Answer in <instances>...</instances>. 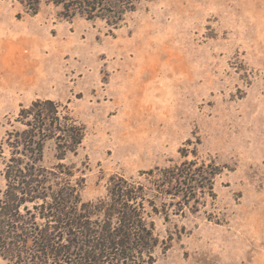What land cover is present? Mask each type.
Listing matches in <instances>:
<instances>
[{"label": "rangeland", "instance_id": "374dc122", "mask_svg": "<svg viewBox=\"0 0 264 264\" xmlns=\"http://www.w3.org/2000/svg\"><path fill=\"white\" fill-rule=\"evenodd\" d=\"M117 11L68 19L51 0L35 14L0 0V196L8 165L29 160L21 113L51 100L85 135L63 159L47 141L42 165L72 172L84 202L118 178L144 187L153 264H264V0ZM190 164L212 190L183 198L168 170Z\"/></svg>", "mask_w": 264, "mask_h": 264}, {"label": "trees", "instance_id": "16d2710c", "mask_svg": "<svg viewBox=\"0 0 264 264\" xmlns=\"http://www.w3.org/2000/svg\"><path fill=\"white\" fill-rule=\"evenodd\" d=\"M18 1L31 13L38 12L40 0ZM136 1L51 0L64 8L62 16L68 19L114 9L122 15ZM21 116L28 131L15 135L14 146H23L21 154L29 160L18 159L5 174L0 257L9 264H153L160 241L144 187L118 178L111 182L107 198L84 202L72 172L64 165L55 169L42 165L47 141H56L59 159H63L65 152H75L81 145L84 127L62 115L51 100L35 102ZM197 171L206 185L194 179ZM168 175L167 185L182 187L183 198H195L200 189L212 190L211 177H204L193 164L170 169Z\"/></svg>", "mask_w": 264, "mask_h": 264}]
</instances>
